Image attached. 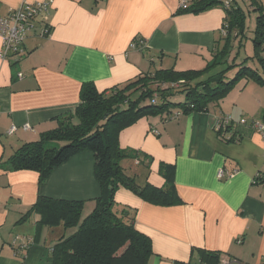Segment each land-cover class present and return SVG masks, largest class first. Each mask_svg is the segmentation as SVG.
<instances>
[{
	"label": "crops",
	"instance_id": "crops-1",
	"mask_svg": "<svg viewBox=\"0 0 264 264\" xmlns=\"http://www.w3.org/2000/svg\"><path fill=\"white\" fill-rule=\"evenodd\" d=\"M41 1L0 0V14ZM181 1L53 0L48 37H29L20 63L0 58V264H50L59 230L45 227L34 239L38 215L18 222L40 194L88 200L89 211L101 193L88 150L42 184L36 171L1 164L74 110L83 83L103 91L155 68L201 69L211 60L224 33V8L177 13ZM174 110L176 117H144L120 134L121 146L143 159H126L137 182L163 186L160 163L175 164L184 200L157 206L127 187L117 190L116 202L136 209L137 228L152 239L148 264H200L203 251L219 252L228 264H264V180H255L264 174V140L251 123L240 122L264 120V85L242 79L208 111ZM226 116L231 127L218 133Z\"/></svg>",
	"mask_w": 264,
	"mask_h": 264
},
{
	"label": "trees",
	"instance_id": "trees-1",
	"mask_svg": "<svg viewBox=\"0 0 264 264\" xmlns=\"http://www.w3.org/2000/svg\"><path fill=\"white\" fill-rule=\"evenodd\" d=\"M216 6L226 12L225 32L215 41L212 58L204 68H157L103 91H99L94 82H85L74 110L57 116L55 127L43 132L38 140L24 143L1 163L11 171L38 172L42 184L54 169L79 153L88 150L94 155V173L101 193L90 200L92 208L89 211L86 210L88 200L40 194L18 220L23 223L32 215H38L34 239L41 236L45 227L59 230L51 246L50 264H148L154 254L152 239L137 228L136 209L116 202L117 190L127 187L157 206L179 205L184 200L176 186L175 164L160 163L159 173L165 179L163 186L149 181L142 185L137 182L126 159H139L140 162L143 159L139 151L121 146V132L144 117H176L174 109H180L182 114L208 111L242 79L264 85L262 1L231 0L226 4L224 0H188L177 13H198ZM246 7L258 14L253 36L248 33ZM44 28L48 29L46 35L34 32L29 37H48L51 28ZM249 39L253 42V54L247 53L245 48ZM26 41L25 54L10 59L12 64L20 63L28 55ZM243 47L246 54L239 59ZM231 71H235L233 77L229 76ZM176 96L182 98L175 101ZM170 114L173 115L169 117ZM246 119L251 123L250 118ZM231 123L222 118L217 132L228 131ZM50 142L63 144L46 147ZM259 178L264 180V174L260 172L256 182L262 181ZM202 255L200 264L220 262L219 252L203 251Z\"/></svg>",
	"mask_w": 264,
	"mask_h": 264
},
{
	"label": "built area",
	"instance_id": "built-area-1",
	"mask_svg": "<svg viewBox=\"0 0 264 264\" xmlns=\"http://www.w3.org/2000/svg\"><path fill=\"white\" fill-rule=\"evenodd\" d=\"M226 4L231 0H224ZM53 0H44L35 3H21L20 5L9 7L4 14H0V37L2 39V49L0 58L4 60L18 59L25 54V41L30 34L39 32L41 36L48 33L44 26L48 25V16L51 13ZM182 5L186 6L188 0H182ZM225 32V30L223 29ZM135 46V44H133ZM19 78L24 77L23 72L18 73ZM226 123L231 122L229 116L224 117ZM247 122L248 119H242ZM251 124L257 129L264 140V120L251 119ZM15 240H18L15 239ZM218 264H228L220 261Z\"/></svg>",
	"mask_w": 264,
	"mask_h": 264
},
{
	"label": "rangeland",
	"instance_id": "rangeland-1",
	"mask_svg": "<svg viewBox=\"0 0 264 264\" xmlns=\"http://www.w3.org/2000/svg\"><path fill=\"white\" fill-rule=\"evenodd\" d=\"M244 4V3H243ZM246 11H247V13H248V25H249V30H248V33H249V35L250 36H253L254 35V33H253V31H254V29L256 28V17H257V12L256 11H254V10H252V8L250 7V8H247L246 7ZM245 48H246V50L248 51V53L249 54H253V42H252V40H248L247 41V43H246V46H245ZM242 50V52H243V54L241 55V57L239 58V59H242L243 58V56H245V54H246V51H245V49H244V47L241 49ZM181 62V61H180ZM180 62H178L177 63V66L179 67V66H181V63ZM156 64H160V63H156ZM165 65H170L169 64V62H168V60L167 61H165ZM254 66H257V65H255V64H253ZM158 67H160V66H158ZM199 67V66H198ZM156 69V68H155ZM234 73H235V71H231L230 73H229V76L230 77H233V75H234ZM182 97H179V96H176V99H174L175 101H177V100H180ZM63 143H58V142H50V143H48L47 145H46V147H53V146H60V145H62ZM125 162V161H124ZM124 162H122V163H124ZM126 163H128V161L126 162ZM133 169H135V168H133Z\"/></svg>",
	"mask_w": 264,
	"mask_h": 264
}]
</instances>
